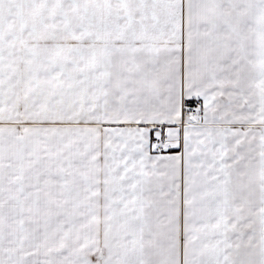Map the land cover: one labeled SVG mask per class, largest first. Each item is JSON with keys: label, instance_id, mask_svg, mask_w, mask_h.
<instances>
[{"label": "snow or ice", "instance_id": "1", "mask_svg": "<svg viewBox=\"0 0 264 264\" xmlns=\"http://www.w3.org/2000/svg\"><path fill=\"white\" fill-rule=\"evenodd\" d=\"M0 264H264V0H0Z\"/></svg>", "mask_w": 264, "mask_h": 264}]
</instances>
